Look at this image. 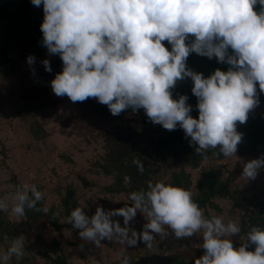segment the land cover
<instances>
[{
  "label": "clouds",
  "instance_id": "obj_1",
  "mask_svg": "<svg viewBox=\"0 0 264 264\" xmlns=\"http://www.w3.org/2000/svg\"><path fill=\"white\" fill-rule=\"evenodd\" d=\"M42 6L39 28L48 55H59L62 67L49 81L52 92L70 101L94 97L112 115L122 110L143 109L152 123L167 130L177 127L189 138L197 154L217 149V154L236 153L249 111L260 103L257 84L264 93V0H30ZM259 5L257 10L254 6ZM167 41L170 47H166ZM215 57L226 70L215 68L208 75L186 66L190 53ZM31 67L35 57L26 56ZM41 63L52 71L48 58ZM35 72V68H31ZM191 79L197 115L187 94L175 98L177 81ZM131 163L144 171L141 160ZM264 169V155L242 164L241 176L255 178ZM130 177L125 174L127 186ZM42 192L36 184H18L9 198H0V211L23 217L37 207ZM129 204L105 209L97 204L89 215L73 207L64 222L78 230L82 241L99 245L107 239L124 246L137 241L151 247L154 233L161 237H201L203 253L193 264H264V226L251 225L242 243L230 238L241 232L238 220L205 216L192 193L163 180L127 194ZM137 211L145 222L139 232L130 221ZM122 217L120 221L113 217ZM25 238L11 239L0 248V264L22 259ZM252 245V248H249ZM120 264H129L122 255Z\"/></svg>",
  "mask_w": 264,
  "mask_h": 264
},
{
  "label": "rangeland",
  "instance_id": "obj_2",
  "mask_svg": "<svg viewBox=\"0 0 264 264\" xmlns=\"http://www.w3.org/2000/svg\"><path fill=\"white\" fill-rule=\"evenodd\" d=\"M34 7L42 10V6ZM23 39L19 34L17 42L8 47L11 63L0 65V198H9L17 186L15 181L34 183L43 194L40 207L48 211L26 209L23 217L0 211V248L6 249L16 236L25 238L22 259L12 257L7 264H50L48 255L57 254L66 258V264H120L122 255L129 258V264H181L199 257L204 251L198 246L199 234L176 238L171 230L163 237L154 233L151 247L139 240L133 246L107 239L96 245L82 241L78 230L64 222L61 200L67 192L72 193L75 206L89 215L97 204L110 209L131 203L124 192L110 190L113 179L101 172L100 165L106 156L108 131L130 126L136 115L101 113L94 97L72 102L66 95H55L49 81L61 70L59 55H48L45 49L37 51ZM29 54L35 57L31 67L26 61ZM45 57L49 59L50 72L41 63ZM186 66L204 75L210 71L208 59L195 53L186 58ZM184 86L191 92V86ZM260 110L261 107L252 108L249 112ZM197 112L191 115L195 117ZM152 125L154 136L163 134L159 123ZM252 158L236 150L229 156L206 155L197 166L184 159L161 161L153 155L146 159L152 168L149 180L172 184L174 175L183 170L188 180L181 182L182 187L187 182L193 199L200 195V186L205 185L204 171H212L230 188L238 189L241 196L234 195L240 204L231 197L214 196L211 204L200 207L205 216H223L225 222L238 220L241 232L230 237L236 247L251 225L264 226V169L255 178L241 176L242 164ZM46 214L57 219V229L49 224ZM113 219L122 224V217ZM144 222L143 214L137 211L130 224L139 232Z\"/></svg>",
  "mask_w": 264,
  "mask_h": 264
},
{
  "label": "trees",
  "instance_id": "obj_3",
  "mask_svg": "<svg viewBox=\"0 0 264 264\" xmlns=\"http://www.w3.org/2000/svg\"><path fill=\"white\" fill-rule=\"evenodd\" d=\"M257 10L259 5L254 6ZM43 18V10H36L30 0H0V65L11 63V58L7 55L8 47L11 43L17 42L19 34H22L24 41L29 42L32 46L39 49H45L41 44L42 33L39 25ZM166 47H170L167 41H164ZM194 54V52L190 53ZM196 54V53H195ZM211 73L215 68L226 70V63L217 62L215 57L209 59ZM191 79L177 81L172 89V95L175 98L178 94H187L188 103L192 105L191 114L195 112L196 97L184 85L191 86ZM257 93L260 103L253 108L261 107L260 111L249 112L248 119L244 123H236L237 130L242 133L241 141L237 145V151L250 156L264 155V93H261L257 84ZM98 107L101 113L112 115L106 105L98 102ZM131 112L136 115L133 123L126 128L119 130L108 131L106 138V156L103 164L100 165L101 172L110 176L113 181L110 190L116 192H128L137 190L146 186L150 179L152 168L148 165L147 159L152 155L158 160L166 161L168 158L172 160L184 159L192 166H197L199 160L206 155L217 154V149L209 148L204 154H197L194 151V146L189 144V138L183 133L179 127L173 130H167L161 126L160 136H154L152 122L147 118L143 109H138L133 112L131 109L122 110L121 113ZM116 116V115H112ZM138 157L143 166L144 171L139 172L136 165L131 163L132 157ZM222 156V154L218 155ZM127 174L131 179L130 183L125 186L123 176ZM204 186H200V195L194 198V201L199 207H205L211 204L212 197H231L235 203L240 204L235 193H241L238 189L229 187L226 180H219L212 171L202 172ZM188 177L182 170L179 174H175L172 179V184L181 186L182 181H187ZM187 182H184V188L187 189ZM244 198V196H242ZM64 214L67 217L70 210L75 207V201L72 198V193L67 192L62 198ZM40 201L37 207H40ZM47 221L56 229L59 227L57 219L46 214ZM50 264H66V258L62 254H57L55 257L49 256ZM181 264H193V261H183Z\"/></svg>",
  "mask_w": 264,
  "mask_h": 264
},
{
  "label": "water",
  "instance_id": "obj_4",
  "mask_svg": "<svg viewBox=\"0 0 264 264\" xmlns=\"http://www.w3.org/2000/svg\"><path fill=\"white\" fill-rule=\"evenodd\" d=\"M15 184H16V185H18V182H17V181H15Z\"/></svg>",
  "mask_w": 264,
  "mask_h": 264
}]
</instances>
